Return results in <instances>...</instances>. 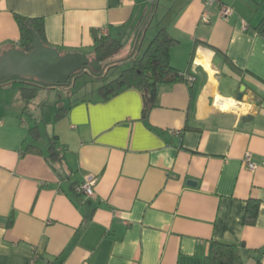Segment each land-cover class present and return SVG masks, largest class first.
Returning a JSON list of instances; mask_svg holds the SVG:
<instances>
[{
  "label": "crops",
  "instance_id": "0c3cea01",
  "mask_svg": "<svg viewBox=\"0 0 264 264\" xmlns=\"http://www.w3.org/2000/svg\"><path fill=\"white\" fill-rule=\"evenodd\" d=\"M158 1L0 0V55L19 41L16 16L41 19L49 48L89 59L93 31L135 56L165 28L184 77L157 88L146 117L135 89L73 101L58 93L71 85L39 87L24 101L34 83L0 85V264H203L212 241L264 264V0H167L155 11ZM91 178L94 196L77 195ZM251 201L253 225L243 223Z\"/></svg>",
  "mask_w": 264,
  "mask_h": 264
},
{
  "label": "trees",
  "instance_id": "16d2710c",
  "mask_svg": "<svg viewBox=\"0 0 264 264\" xmlns=\"http://www.w3.org/2000/svg\"><path fill=\"white\" fill-rule=\"evenodd\" d=\"M15 21L19 29L20 38L17 45L13 48L25 53L32 51L34 43L33 34L37 35L42 44L48 47L45 42L43 21L41 19H27L16 16ZM92 34L94 45L92 48V58L90 60L97 61L100 71H102V69L105 71L107 68L104 67V63L122 50L123 43L121 40L111 35L101 36L94 31ZM176 44L177 42L168 34L166 29L160 28L149 42L144 52L129 59V64L127 63L126 67L120 70V73L115 79L98 89L97 92L102 101H106L122 91L135 89L142 95V116L146 117L155 106L158 94L157 88L159 86L171 85L184 80L183 75L171 65L169 59V51ZM116 67L117 65L111 68ZM100 71L95 72L89 69L88 72L91 76L97 78L104 73ZM29 82L33 83L31 81ZM39 87V85L34 83L31 88L22 89V99L24 101L33 99ZM62 110L63 109L57 110V119L62 116ZM47 159L54 163L60 160V151H57L56 144L53 140L50 142ZM258 207L259 205L257 202H248L243 218L244 224H254ZM11 223L12 222L9 221L8 225L11 226ZM245 255L249 256L250 254L243 250L242 246L236 247L234 245L212 241L203 264H243Z\"/></svg>",
  "mask_w": 264,
  "mask_h": 264
},
{
  "label": "water",
  "instance_id": "95a60500",
  "mask_svg": "<svg viewBox=\"0 0 264 264\" xmlns=\"http://www.w3.org/2000/svg\"><path fill=\"white\" fill-rule=\"evenodd\" d=\"M33 38L32 51L25 53L11 48L0 55V84L22 80L43 87H65L83 71H100L98 62L91 61L85 54H63L44 46L37 35L33 34ZM188 185L195 186V183L188 182Z\"/></svg>",
  "mask_w": 264,
  "mask_h": 264
},
{
  "label": "rangeland",
  "instance_id": "374dc122",
  "mask_svg": "<svg viewBox=\"0 0 264 264\" xmlns=\"http://www.w3.org/2000/svg\"><path fill=\"white\" fill-rule=\"evenodd\" d=\"M166 1L167 0H161L160 2L159 1L156 2L155 11H158V9L160 10L161 7L165 6ZM149 33H148V36L146 37V39L143 43L144 48L141 45V43L144 39L141 41V43L139 44L140 46L137 48V50L139 51L140 54L145 51V49L147 48L146 45L148 46V44H149L148 42H150L151 41L150 39L152 37H154V35H152V37H150L151 33L150 34ZM133 57H134V55L132 54V48L131 47L129 48L128 46H126V47L123 46L122 50H120L117 55L111 57L110 59H108L104 63V67L107 69L104 71V73L101 76L95 78V77L91 76L90 74H88L89 73L88 71L83 72V73L81 72V73H79L73 77L72 82L70 84L71 87L69 86L70 89L68 91L65 89L58 88L59 96L62 95V99L67 97V98H70V100L73 99V101L76 98L81 97V96H87L89 98L95 96V93L98 91V89L100 87H102L103 85H105L108 82L115 79L118 76V74L120 73V70H122L126 67V65L124 66L123 63H125L126 61H129V59H131ZM121 64H123V65L119 67V65H121ZM116 65H117L116 68H111V67L116 66ZM0 85H2V84H0ZM40 88H43V86H40ZM46 88H50V87H46ZM0 101H1V96H0ZM52 101H54V100H52ZM41 106L43 107L42 109L47 108L46 104L45 105L42 104ZM55 113H56V110L54 112V115H55ZM56 115H57V113H56ZM43 122L44 121L42 120L40 130L42 131V137H44V139L47 141L46 136L51 137L52 130H51V126L47 125L48 123L45 124V122L44 123ZM47 122H49V121H47ZM45 131L47 132V135H46ZM51 139H52V137H51Z\"/></svg>",
  "mask_w": 264,
  "mask_h": 264
},
{
  "label": "built area",
  "instance_id": "2783aa9c",
  "mask_svg": "<svg viewBox=\"0 0 264 264\" xmlns=\"http://www.w3.org/2000/svg\"><path fill=\"white\" fill-rule=\"evenodd\" d=\"M215 2H216V0H209L208 5H212ZM220 12H221V16L223 18H225L230 13L229 9H227L225 7H221ZM186 80L188 82H192L194 79L192 77H187ZM1 123L2 122L0 120V125H1ZM242 161H243V164L245 165V167L249 171H252L255 169V165L251 162L249 154H245ZM94 184H95V180L91 178V179L87 180L86 182H84L83 184L76 186L74 191L77 195H80V196L84 197L85 199H90L94 196V192H93ZM36 261H37V257L34 255L29 259V261L26 264H35Z\"/></svg>",
  "mask_w": 264,
  "mask_h": 264
},
{
  "label": "bare ground",
  "instance_id": "6f19581e",
  "mask_svg": "<svg viewBox=\"0 0 264 264\" xmlns=\"http://www.w3.org/2000/svg\"><path fill=\"white\" fill-rule=\"evenodd\" d=\"M222 104H224V105H222ZM222 104L218 103V105H221V107L227 108V105H225V103H222ZM231 105H233V104H231Z\"/></svg>",
  "mask_w": 264,
  "mask_h": 264
}]
</instances>
